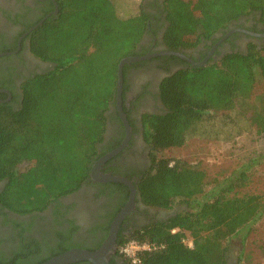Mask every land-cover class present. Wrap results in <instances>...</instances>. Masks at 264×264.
Segmentation results:
<instances>
[{
    "label": "trees",
    "instance_id": "trees-1",
    "mask_svg": "<svg viewBox=\"0 0 264 264\" xmlns=\"http://www.w3.org/2000/svg\"><path fill=\"white\" fill-rule=\"evenodd\" d=\"M54 1L58 14L30 34L31 54L51 68L22 84L16 107L0 103V183L5 182L0 206L18 214L40 211L88 181L92 164L104 154L98 149L109 106L114 105L117 65L125 57L143 56L138 45L154 22L162 20V44L173 52L193 48L252 13L264 24V0H163L160 13L139 7L124 17L114 0ZM129 67L124 66L123 78ZM259 83H264V48L255 46L246 54L189 66L162 80L159 91L166 112L143 116L152 166L136 189L144 205L165 210L180 205L189 211L119 242V247L129 240L161 246L142 254L140 264H224L229 239L264 215V194L240 193L249 183L247 167L212 183L206 192L211 183L202 171L160 155L192 137L217 134L218 119L235 126L242 120L264 134V87L255 95ZM26 162L27 169L19 172ZM36 170L48 172L54 186L39 202L16 205ZM24 178H29L26 183ZM108 186L125 190L126 200L125 186Z\"/></svg>",
    "mask_w": 264,
    "mask_h": 264
},
{
    "label": "flooded vegetation",
    "instance_id": "flooded-vegetation-1",
    "mask_svg": "<svg viewBox=\"0 0 264 264\" xmlns=\"http://www.w3.org/2000/svg\"><path fill=\"white\" fill-rule=\"evenodd\" d=\"M146 1L152 6L147 9L148 12H162L163 0ZM53 11L51 0H0V51L8 54L0 57V90L10 94L8 99L7 94L0 93L6 97L0 101L16 107L21 99L22 84L51 68L49 63L41 62L31 54L30 34L43 18L53 16ZM163 31L162 20L154 22L137 51L143 55L168 51L162 44ZM250 46L264 48V24L254 13L231 22L209 39H201L197 46L179 50V53L195 63L205 61L202 65L205 66L219 62L228 54H246ZM128 65L121 102L128 129L120 120L114 101V105L109 106L104 139L98 149L99 154H104L92 164L91 170L104 155L127 140L126 144L100 165L97 173L77 191L58 198L40 211L18 214L0 206V264H33L51 258L64 248H67L65 251L73 248L88 251L98 249L114 217L130 198L128 187L123 185L128 189V196L123 202L126 191L111 188L108 186L110 182H100L98 174L125 178L135 189L132 209L120 224L115 252L110 256L109 264H131L119 253L122 239L145 226L163 223L182 211H189L180 205L170 210L144 205L136 185L152 166V150L143 136V116H159L166 112L159 91L162 80L193 65L179 57L166 55H155ZM4 185L5 182L0 183V193ZM233 244L227 246L224 264H239L243 246L241 240ZM74 264L89 263L83 261Z\"/></svg>",
    "mask_w": 264,
    "mask_h": 264
},
{
    "label": "rangeland",
    "instance_id": "rangeland-1",
    "mask_svg": "<svg viewBox=\"0 0 264 264\" xmlns=\"http://www.w3.org/2000/svg\"><path fill=\"white\" fill-rule=\"evenodd\" d=\"M114 1L121 17L136 14L139 7L148 9L146 0ZM263 87L264 83H259L255 95L262 92ZM214 125L217 134L192 137L182 147L164 150L160 155L183 160L202 171L206 181L211 183L206 192L210 191L212 183L222 182L235 171L247 167L249 183L240 193L264 194V134H257L253 126L242 120L235 126L229 120L218 119ZM27 166L28 162L22 164L18 171L24 172ZM29 176L31 181L23 185L22 193L16 190V205L37 203L54 186L48 172L36 170ZM28 179L24 178L22 182L26 183ZM197 201L202 202L203 198ZM239 240L243 246L239 264H264V215L229 239L227 246L232 242L234 246Z\"/></svg>",
    "mask_w": 264,
    "mask_h": 264
},
{
    "label": "water",
    "instance_id": "water-1",
    "mask_svg": "<svg viewBox=\"0 0 264 264\" xmlns=\"http://www.w3.org/2000/svg\"><path fill=\"white\" fill-rule=\"evenodd\" d=\"M54 11L53 15L58 14V6L57 3L54 0H51ZM43 18L36 26H34L32 29H36L38 26H40L46 19ZM8 55L6 53H0V57ZM157 55H166V56H174L179 57L181 59L186 60L188 63H190L193 66H202L205 64V61L201 63H195L179 52H173V51H164L161 53L155 54ZM155 55H143V56H129L123 58L117 65V71H116V84H115V94H114V101L115 106L119 115L120 120L122 121L123 125L126 129H128V123L126 121L125 115L122 112L121 109V102H122V89H123V68L125 65L131 64V63H138L144 60H147L149 58L154 57ZM0 93L7 94V98H10V94L5 90H0ZM0 103H5V101H0ZM127 141V140H126ZM126 141L117 149L113 150L112 152L104 155L101 159L98 160V162L94 165L93 169L89 173V177H91L93 174L97 173L98 167L102 165L105 161L109 160L111 157L116 155L120 149L126 144ZM99 178L98 180L100 182L106 183H117L121 185H125L130 190V198L127 204L117 213V215L114 217L113 221L111 222L108 234L105 238V240L101 243L98 249L94 251H88L85 249H78L73 248L68 251H65L61 254L55 255L44 262L40 264H74L78 262H87L89 264H109V258L110 256L115 252V241L117 238V233L120 227L121 222L126 217V215L129 213V211L132 209L133 206V195L135 192L134 186L130 181H128L125 178L118 177V176H112L107 174H98Z\"/></svg>",
    "mask_w": 264,
    "mask_h": 264
},
{
    "label": "built area",
    "instance_id": "built-area-1",
    "mask_svg": "<svg viewBox=\"0 0 264 264\" xmlns=\"http://www.w3.org/2000/svg\"><path fill=\"white\" fill-rule=\"evenodd\" d=\"M188 246H191V243H188ZM160 248L161 246L154 243H139L136 240H129L119 247V253L131 264H140L142 254L154 252Z\"/></svg>",
    "mask_w": 264,
    "mask_h": 264
}]
</instances>
